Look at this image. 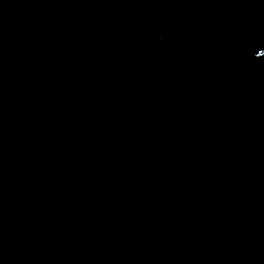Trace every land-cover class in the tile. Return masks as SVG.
Returning <instances> with one entry per match:
<instances>
[{
	"label": "water",
	"instance_id": "1",
	"mask_svg": "<svg viewBox=\"0 0 264 264\" xmlns=\"http://www.w3.org/2000/svg\"><path fill=\"white\" fill-rule=\"evenodd\" d=\"M0 264H264V0H0Z\"/></svg>",
	"mask_w": 264,
	"mask_h": 264
}]
</instances>
